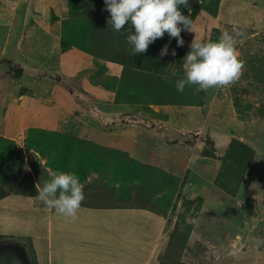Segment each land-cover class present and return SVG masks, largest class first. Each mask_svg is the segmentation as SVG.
<instances>
[{"label": "rangeland", "instance_id": "374dc122", "mask_svg": "<svg viewBox=\"0 0 264 264\" xmlns=\"http://www.w3.org/2000/svg\"><path fill=\"white\" fill-rule=\"evenodd\" d=\"M88 1L81 0L83 5L98 3ZM216 8L215 15L203 8L194 14L192 31L183 36L185 45L178 56L172 55L168 69L172 75H185L184 58L193 40L216 42L222 31L235 29L243 33L237 46L239 58L245 61L243 75L223 90L202 91L201 106L191 105L179 115L173 111L161 128L162 144L154 147L155 132L143 120L150 116L132 117V109L115 106V98L109 100L93 84L121 76L123 65L111 61L116 44L104 50L108 59L97 61L74 46L64 50L63 21L71 12L77 13L70 9L69 0H0V137L13 140L19 153L5 165L8 181L0 182L4 190L1 257H9L14 241L25 245L15 228L25 230L28 225L20 222L18 214L45 207L36 196H28L41 187L44 173H51L45 159L25 144L28 130L40 127L92 138L180 177L166 215L160 208L144 212L131 207L133 214L140 215L133 221L147 214L159 221L154 227L139 225L143 234H152L144 238L152 243L137 245L130 238L125 250L118 241L114 249L106 248L120 258L119 264H264V0H219ZM105 17L110 18L108 11ZM103 65L111 69L101 73ZM108 127L113 130L107 131ZM236 140L252 148L253 160L241 178L240 174L234 178L231 188L223 189L217 183L220 158ZM209 149L215 157H210ZM103 181L99 174L90 176L83 185L84 204L111 205Z\"/></svg>", "mask_w": 264, "mask_h": 264}, {"label": "trees", "instance_id": "16d2710c", "mask_svg": "<svg viewBox=\"0 0 264 264\" xmlns=\"http://www.w3.org/2000/svg\"><path fill=\"white\" fill-rule=\"evenodd\" d=\"M88 2L91 3L93 0ZM96 2L98 3L94 2L90 6L83 5L81 0H69L70 9L77 13L71 12L70 17L63 21L64 50L74 46L94 55L97 61L98 58H106L107 49L110 50L111 46L116 44L113 47L115 56L111 61L123 65L121 76L96 80L95 84L114 91L116 103H142L145 111L150 113H156L150 107L152 104L196 105L199 103L195 97L199 96L202 91L196 93L195 86H193L186 87L183 92H178L175 88V81L184 76L172 75L171 69H168L173 58L179 55L178 49L181 48L177 46L176 39L170 40L168 34L165 33L163 38L149 45L146 53L132 55L131 48L126 42L127 32H115L111 24H108L110 18L105 17L107 10L104 0ZM218 5L219 0H197L192 8L189 4L187 7L180 5L179 10L185 16H190L193 21L194 14L200 8L209 10L215 15ZM189 10L193 13L188 14ZM128 27L129 25L126 24L124 30L126 31ZM132 31L134 32V28ZM186 32H181L182 38ZM165 44L168 45V54L161 57L160 50ZM173 49L176 55L172 58ZM104 69L103 65L102 71ZM201 102L202 100L200 104ZM25 144L27 149H34L39 157L45 159V165L51 172L75 173L83 185L93 173L99 174L104 178L102 184L109 188L104 193L105 196H109L106 202H110L113 207H142L150 210L160 208L162 214L166 215L179 190L180 177L178 175L132 158L127 151L114 150L92 138L78 136L66 130L54 131L31 127L25 138ZM208 152L210 157L216 156L212 149ZM17 156L19 153L16 143L9 138L0 137V182L8 181L5 165ZM220 159L221 166L217 183L221 188L229 189L234 178L238 174L241 178L250 166L253 160V150L236 140L230 143ZM43 178V183L39 182L41 187L45 182L50 181V172L46 171ZM30 195L36 196L37 189ZM3 196L4 190L0 189V198Z\"/></svg>", "mask_w": 264, "mask_h": 264}, {"label": "clouds", "instance_id": "9594fccd", "mask_svg": "<svg viewBox=\"0 0 264 264\" xmlns=\"http://www.w3.org/2000/svg\"><path fill=\"white\" fill-rule=\"evenodd\" d=\"M110 13L108 24L117 33L127 32L126 42L131 54L146 53L150 44L168 34L182 47V31H192V19L179 10L188 6V0H104ZM129 27L125 31V25ZM134 28V32L132 29ZM243 33L222 31L216 42L191 43V50L184 58V77L175 81V88L183 92L195 86V92L209 89L223 90L237 83L245 70V61L239 58L237 46ZM168 54V45L160 50V56ZM176 55L175 49L171 53ZM51 179L43 187H37L36 198L47 208L67 218L76 219L85 199L83 184L72 172L50 173Z\"/></svg>", "mask_w": 264, "mask_h": 264}, {"label": "crops", "instance_id": "0c3cea01", "mask_svg": "<svg viewBox=\"0 0 264 264\" xmlns=\"http://www.w3.org/2000/svg\"><path fill=\"white\" fill-rule=\"evenodd\" d=\"M92 59L93 58L90 60L91 62ZM112 63L114 64L116 62L112 61ZM83 65L84 64H82V66ZM104 66L105 69L103 71L101 70L103 73L111 69L107 68L106 65ZM77 69H79V67ZM68 74L70 73L68 72ZM93 84L99 86L102 91H104L105 97L109 100H112V97L113 99L115 98L114 91L105 89L100 84ZM195 98L196 101L199 102L196 105L201 106V95ZM114 104L115 106L126 105L132 109V112H129L132 117L139 116V114H147L150 116L143 120L144 122L147 121L151 123L149 126L152 127V130L150 131L152 132L154 130L155 132L156 137L154 136L155 140L153 141L154 147H159L162 144L161 128H164L169 120H171L173 111H178L179 115V111H183V109L191 106L172 103L152 104L150 107L156 113H150L145 111V108L142 107V103ZM104 117L105 116L102 115L99 119L103 121ZM118 121V119L113 120L111 123L115 126L118 124ZM122 122L127 126V118L123 117ZM110 130L113 129L108 127L107 131L111 132ZM28 196L31 197L32 195ZM34 210L35 209L27 210L24 215L18 214L20 222L28 225L27 229L20 230L23 227L20 229L18 227L15 228L17 230L16 232L20 231L21 233L19 236L17 233H15V235L25 239L24 241L27 248L23 242L14 241V245H12V243L11 245L15 248L12 247L8 250L9 257L0 256V264H119L121 263L120 258L108 253L106 248L113 247L114 249V245L116 241H118L119 247L125 250V244L129 245L130 238H132L137 245L152 243V240H148L147 242L144 240V238L152 236V234L149 232L143 234L139 225L145 223L150 227L152 223L151 227H154L157 226L156 223L159 221L153 216L150 219L147 214L145 217L135 222L132 218L140 215L133 214L131 208H119L107 204L103 205L101 203L95 205L94 203L84 204L82 202L77 218L74 220L59 215L54 209L47 211L46 206L41 209V211L39 210V212ZM141 210L146 212L145 208L142 207L133 209V211ZM119 213H121V215ZM135 233H141V235L136 237ZM19 244L22 248L19 247ZM15 249H17V251ZM121 252L124 251H119V253ZM137 262L139 263L138 260Z\"/></svg>", "mask_w": 264, "mask_h": 264}, {"label": "water", "instance_id": "95a60500", "mask_svg": "<svg viewBox=\"0 0 264 264\" xmlns=\"http://www.w3.org/2000/svg\"><path fill=\"white\" fill-rule=\"evenodd\" d=\"M197 3V0H188L190 7L194 6Z\"/></svg>", "mask_w": 264, "mask_h": 264}]
</instances>
